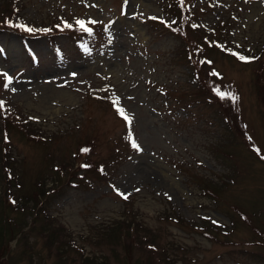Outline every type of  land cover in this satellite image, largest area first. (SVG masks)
Returning a JSON list of instances; mask_svg holds the SVG:
<instances>
[{"label":"rangeland","instance_id":"374dc122","mask_svg":"<svg viewBox=\"0 0 264 264\" xmlns=\"http://www.w3.org/2000/svg\"><path fill=\"white\" fill-rule=\"evenodd\" d=\"M171 3L0 0L95 26L0 30V264H264V0H185V34ZM39 180L56 195L23 209Z\"/></svg>","mask_w":264,"mask_h":264},{"label":"trees","instance_id":"16d2710c","mask_svg":"<svg viewBox=\"0 0 264 264\" xmlns=\"http://www.w3.org/2000/svg\"><path fill=\"white\" fill-rule=\"evenodd\" d=\"M184 2H185V0H173V3L169 4L170 5V9H171L172 14H173L172 20H174V23L171 24L170 28L172 30H174L175 32H179V33L181 32L182 34H185V32H184L185 25L184 24H187L185 22V17H186L185 9H186V7H185ZM180 18H181L182 22L179 23V24L175 23ZM0 30H7V31L23 32L24 33L23 27H20V24H17V21L14 20L13 12L7 11V8L4 9V11L0 12ZM41 30L33 29V31L36 32L35 34H39L40 32H42ZM188 54H189V58H190L189 60L191 62V60H192L191 58H192L193 54L192 55H191V53H188ZM263 54H264V51H263ZM262 61H263V64H264V59L261 60V62ZM192 62H193V60H192ZM199 64H200V66L204 65V63H199ZM195 74L198 75L197 72ZM229 103H232V101L229 100ZM234 122L229 124L230 128H231V124H234ZM2 137H3L4 141H6V142L9 141L7 129L3 130ZM88 143L79 144L77 146L76 152L73 154V157L76 156L77 154H82V155L89 154L90 151H91V145L88 144ZM0 153L1 154L5 153V154H2L3 155L2 157H4V159H6V157L9 158V156H8L9 155V150H7V151L5 150L3 152V147H2ZM82 161H84V160H82ZM60 164L63 167H65V165H66L62 161L60 162ZM82 165H84L86 167H82ZM79 167L82 170H87V169L91 168V164L89 162H86V161L85 162H80ZM3 168H4L5 176L7 177L9 175L7 177L8 178L7 179L8 180L7 183L8 184H13V186H14V180H16V182H17V178L13 177L12 174L10 173L11 172V170H10L11 167L9 168V164H4ZM58 168H59V166H58ZM56 169H57V166H56ZM100 169H101L100 166L99 167L97 166V171L98 172H100ZM72 182H73L72 185H76V183H74L76 181H72ZM22 184L23 183H21V181L19 183H16V185H18V189L17 190L20 193V195L18 196V199H20V200L25 199V202H24V205H23V209L25 208V204L29 203V201H31V199H33V198H34L33 200L36 203L35 206H37L38 205L37 201H39V203H41V205H42L43 201L45 202V200H47L49 198H52L53 196L56 195V194H54L57 191L56 188L52 186V187H49L48 189H44L43 187L45 186V184H44V182H42V180H39L37 183H35L34 188L31 190L32 192L30 191L29 193H28V191L23 193V191H22L23 190V185ZM14 202H15V200H14ZM48 222H49L48 224H45V227H46L45 229L48 230L46 236L50 239V240H48L50 243H54V239L55 238L58 239L60 237V234L62 233V229H60L58 227H52V226L50 228V223H52V222H50V221H48ZM3 229L5 230L4 232L6 233L7 230L5 228H2L1 232L3 231ZM67 245H69V244L67 243Z\"/></svg>","mask_w":264,"mask_h":264},{"label":"snow or ice","instance_id":"6c2138e0","mask_svg":"<svg viewBox=\"0 0 264 264\" xmlns=\"http://www.w3.org/2000/svg\"><path fill=\"white\" fill-rule=\"evenodd\" d=\"M153 19H155V18L153 17ZM78 23L80 24V27H81V28H84V27H85V25H84L83 22H78ZM93 23H95V22H93ZM20 27H25V30H27V31H33V29H31V28H27L26 26H23V25H20ZM239 59H240L241 61L250 62L252 59H255V58H248V57H244V56L241 55V56H239ZM213 74H215V73H213ZM8 80H9V83H10V82H11V77H9ZM6 86H7V85H6ZM224 95H225V96H228L227 93H225ZM230 98H231L233 101H235L236 99H238L235 95H231ZM0 107H2V105H0ZM121 114H122V113H121ZM124 119H125V120H128V117L125 116ZM132 146H133L134 148H137V149H138V145H136L135 143H133ZM261 158H264V157H261ZM82 167H86V166L82 165ZM113 187H114V190L117 192V194H118L122 199H124L125 201H127V200L129 199L131 193H124V192H121V191L118 190V189H115V186H113ZM140 190H141V189H139V188H136V189H135L136 192H139ZM165 195H167V194H165ZM168 198L171 199V197H168Z\"/></svg>","mask_w":264,"mask_h":264}]
</instances>
